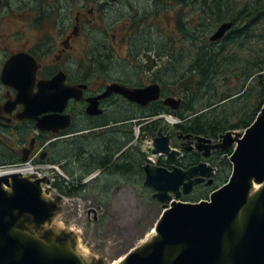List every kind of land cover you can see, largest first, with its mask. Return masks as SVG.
<instances>
[{
	"label": "flooded vegetation",
	"instance_id": "flooded-vegetation-1",
	"mask_svg": "<svg viewBox=\"0 0 264 264\" xmlns=\"http://www.w3.org/2000/svg\"><path fill=\"white\" fill-rule=\"evenodd\" d=\"M53 7L55 9L48 14L42 9L37 18L27 13V18L19 20L22 29L0 36V168L18 165L23 157L31 156H34L35 165L54 164L62 158L54 155L56 146H65L78 139L101 138L104 134L108 137L113 134L111 130L127 129L133 118L146 121L151 116L157 119L158 111L162 109L160 100L142 106L114 92L99 98L108 86L114 84L130 89L156 83L162 85L163 74L156 67V53L145 43L149 36L144 29L140 37L132 35L131 29L127 31L126 28L129 22L133 23L130 19L124 28H116L122 13H114V18H109L110 24L115 25L112 34L102 44L100 36L96 32L90 34L88 30L101 22L106 11L101 0L78 6L70 24L62 17L61 9L64 8L59 3ZM53 10L60 14L51 20ZM135 16L142 17L138 13ZM36 23L42 27L40 35L29 34L35 31ZM118 52L123 54L121 60L117 59ZM19 54L22 57L18 59L17 68L21 67L23 73L7 77L8 81H11L9 76H14V82L20 80L18 87H14L3 81L2 71L5 63ZM34 71L35 78L32 76ZM59 73L62 76L54 87L39 85ZM61 77L64 85L72 87L74 94L80 97H71L59 113L69 120L68 127L52 132L41 129L39 123L52 117L50 103L54 93L60 97L67 93ZM19 89L22 90L21 96ZM92 101L97 103L96 110L100 113L94 114L90 109ZM65 160L66 163L68 159ZM80 165L79 174L83 178L92 168L88 163L81 162ZM83 183H89V180Z\"/></svg>",
	"mask_w": 264,
	"mask_h": 264
},
{
	"label": "trees",
	"instance_id": "trees-1",
	"mask_svg": "<svg viewBox=\"0 0 264 264\" xmlns=\"http://www.w3.org/2000/svg\"><path fill=\"white\" fill-rule=\"evenodd\" d=\"M170 1L191 8L196 18L195 22L191 19L183 22L181 17L178 19L180 41L185 45L178 55L182 58L175 57L172 52L175 39L170 40V49L166 54L169 58L165 62L164 90L182 98L176 112L165 107L160 110L181 120L173 126L171 135L178 132L216 139L228 130L245 129L264 103V0ZM225 21L235 23L232 30L221 41L208 42L209 34ZM135 125L140 126L141 133L146 132L153 137L162 128V120L149 123L137 121L128 124L123 131L120 128L111 130L113 134L123 133L118 142L111 143L103 137L104 141L90 148L77 143L71 150L73 163H88L92 169L103 170L104 175L137 177V187L148 191L140 185L141 168L146 157L133 144L132 127ZM163 130L166 131V128L163 127ZM229 152H216L211 158L215 167V161H219L217 174L212 185L197 188L200 192L194 199L207 198L213 189L227 180L231 165L227 158L220 156ZM201 160L198 153H185L179 159L161 163L167 167L176 164L187 168ZM74 181L77 183H68L61 178L54 183V187L63 195H76L90 187L80 184L79 179ZM94 182L98 190L102 189L99 187L101 181Z\"/></svg>",
	"mask_w": 264,
	"mask_h": 264
},
{
	"label": "rangeland",
	"instance_id": "rangeland-1",
	"mask_svg": "<svg viewBox=\"0 0 264 264\" xmlns=\"http://www.w3.org/2000/svg\"><path fill=\"white\" fill-rule=\"evenodd\" d=\"M150 1L101 0L106 11L102 15L101 22L97 26H90L88 30L90 34L96 32L100 36L99 38L103 40L102 44L106 43L110 39L115 26L113 23L110 24L109 18L111 16L114 18V13L121 12L122 17L119 18L121 22L115 27L124 28L125 23L130 19L133 23L129 22L126 28L127 31L131 29L132 35L140 37L139 34L144 29L149 36L145 43L147 46L152 47L154 53H159V55L155 54L154 58L156 67L160 69L164 76L165 62L169 58L166 54L170 49L168 47L170 40L175 39L172 44V49L174 46L172 52L175 57L182 58L178 55L182 49H185V45L180 41L178 19L181 17L183 22L189 19L195 22L196 18L191 8L187 6L183 5L182 7L179 4H173L170 0ZM86 2L91 3L92 0H46L44 2L41 0H0V36L22 29L23 24L19 20L27 18V13L32 14L30 17L37 18L40 16L42 9L46 14L51 9H55L53 5L56 3L64 8L61 9L62 17L67 19V24H70L73 21L76 8ZM42 3L44 5L41 7ZM136 13L142 17L137 18ZM33 14L35 15L33 16ZM59 14L60 12L57 14L54 10L51 11V20L59 17ZM41 30V25L36 23L35 31H30L29 34L40 35ZM122 55L118 52L117 59L121 60ZM171 119L168 116L164 120V124H167L168 128L173 125L174 121ZM150 121L143 122L149 123ZM132 131L135 139L134 145L146 153L143 137H138V127L135 126ZM122 134L116 133V136L114 135L116 139L112 137L113 135H108V138L106 134L102 135L101 138L107 137L108 142H111V140L114 142L117 140L118 142ZM241 134V131L231 132V135L236 138ZM101 138L78 139L65 146L58 145L54 149V155L62 157L60 160L63 161H65L64 158H67L70 162L69 171L75 176H80L81 165L73 163L74 156L71 151L73 146L82 143L86 146L85 148H90L93 144L104 141ZM170 144L182 153L196 151L203 156H209L215 151L229 147H223L221 139L213 141L196 136L181 135L176 132L174 133V139H170ZM146 154L150 156L151 152ZM37 174L45 178L47 176L50 179L45 181L47 184L41 183L44 188L43 197L50 202L48 207L50 213L47 212L45 216L38 220L22 215L21 229L40 234L44 239L54 236L57 232L56 236L70 240L74 246L79 243L83 250L88 251L90 264H114L130 248L140 245L151 234L154 224L166 205L158 201L154 191L147 194V191L137 187V177L131 179L115 174L108 175L98 179L102 180L99 183V187H102V189L98 190L94 182L82 195L67 197L58 194L52 187L49 188L47 182L58 175L67 177L59 167H52L50 170H39ZM142 186L145 188V183ZM45 188L50 189V192ZM95 195L98 200L94 198ZM171 196L174 198L172 194ZM191 197L192 195H189L182 197V199L188 200L186 198Z\"/></svg>",
	"mask_w": 264,
	"mask_h": 264
},
{
	"label": "water",
	"instance_id": "water-1",
	"mask_svg": "<svg viewBox=\"0 0 264 264\" xmlns=\"http://www.w3.org/2000/svg\"><path fill=\"white\" fill-rule=\"evenodd\" d=\"M233 25V22L220 24L209 37V41H219ZM20 57H22L21 54L12 57L5 65L2 73L4 82L9 83L6 80L7 73L8 75L23 73L24 70L21 67L17 68ZM60 76L62 75L59 74L54 79L46 81L47 86L54 87ZM62 81L63 77H61V84ZM9 84L18 87L20 80L18 85L14 81ZM20 89L19 94L21 95L22 90ZM66 89V95L60 97L54 93L52 96V103H50L52 112L62 111L67 100L73 95L71 93L73 89L70 87ZM112 92L121 93L132 102L146 105L160 97L161 87L149 85L139 89H128L120 85H111L101 97ZM163 103L176 110L181 99L169 96L164 99ZM96 106L95 102L90 106L94 114L101 112L96 110ZM68 123V120L56 114L52 115L51 119L41 121L40 124L43 126L39 127L56 132L66 128ZM154 142L153 153H167L169 157L177 154L175 150L169 152L167 137L155 138ZM232 142L233 137L230 133L223 136V147L230 146ZM236 143L237 147L230 157L233 169L228 184L212 192L210 201H201L200 203L173 201L157 222L156 231L161 236L160 240L152 245L150 252L145 256L130 252L126 257L128 264H163L161 261H163V250L166 245L177 244L186 245V247L169 264H217L222 255L223 233L246 202L249 180L254 178L261 181L264 179V109L244 135L237 138ZM23 160L25 161L26 158ZM144 172L145 185L156 190L158 192L157 199L164 202L170 200V192L179 197L181 188L185 193L191 191L195 183L204 180L202 177L211 174L212 169L205 164H200L187 172L180 168L168 171L162 167L153 168L147 165L144 167ZM193 176H200V178L192 181ZM1 182L8 184L7 178L4 181L0 180ZM11 188L13 189L12 196L7 195L4 189L0 188V237L3 240V245L0 246V264H75L73 261L42 262L35 253V249L27 247L20 260L10 257V252L15 248V240L7 235L11 225L5 223L8 211L19 210L21 215L16 219V222L24 214H30L38 220L49 212L48 207L50 206H47L40 197L38 184L13 176ZM232 261V264H264V201L263 210L250 217L243 236L240 237L234 248Z\"/></svg>",
	"mask_w": 264,
	"mask_h": 264
},
{
	"label": "bare ground",
	"instance_id": "bare-ground-1",
	"mask_svg": "<svg viewBox=\"0 0 264 264\" xmlns=\"http://www.w3.org/2000/svg\"><path fill=\"white\" fill-rule=\"evenodd\" d=\"M151 118L153 117L148 116L146 121H150ZM29 171L30 170L28 168H25L16 170L12 173L23 175L25 174V172ZM7 185L8 184L0 183V188H3L7 195L12 196L13 189ZM40 189V197L48 206L50 202L43 197L44 189ZM263 194L264 179L261 181H257L254 178L250 179L246 202L235 214L231 224L225 229L223 233L222 255L219 258L217 264H232V254L234 252V248L237 242H239L240 237L243 236L250 217L254 213L261 212L263 210ZM20 215L21 213L18 209L9 210L5 218V223L8 225L11 224L8 229L7 235L11 236L15 240V248L10 252V257H13V259L15 260H20L22 258L24 249L27 247L35 249V253H37L42 262L73 261L75 264H90V257L87 253L88 251L83 250L79 243H76V245L74 246L70 240H67L60 236H56L57 232H55L54 236L44 239L40 234H37L33 231L21 229L23 217L21 218V220L16 222V219L20 217ZM160 237L161 236L159 235V233L153 227L151 230V234L131 252H136L141 256L147 255L150 252L152 245L156 243V241L160 240ZM1 245H3V240L0 237V246ZM185 247L186 245L182 244L172 246L166 245L165 249L163 250V261H161V263L169 264ZM114 264H128L126 261V255L120 257L119 260H117Z\"/></svg>",
	"mask_w": 264,
	"mask_h": 264
}]
</instances>
